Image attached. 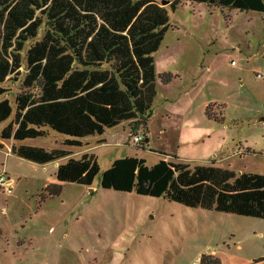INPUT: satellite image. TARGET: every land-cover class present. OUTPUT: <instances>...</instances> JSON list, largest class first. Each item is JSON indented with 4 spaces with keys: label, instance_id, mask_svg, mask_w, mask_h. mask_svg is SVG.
I'll use <instances>...</instances> for the list:
<instances>
[{
    "label": "rangeland",
    "instance_id": "374dc122",
    "mask_svg": "<svg viewBox=\"0 0 264 264\" xmlns=\"http://www.w3.org/2000/svg\"><path fill=\"white\" fill-rule=\"evenodd\" d=\"M154 1H164L168 10V29L153 54L155 71L175 77L167 84L156 78L147 144L188 157L171 155L172 161L209 164L222 156L217 166L264 174V123L256 122L264 114V80L256 77L264 72V14L221 12L197 2L169 10L168 0ZM7 86L5 97L13 102L16 87ZM205 100L224 105L225 122L205 117ZM119 129L124 144L93 151L99 173L91 186L64 182L59 195L44 200L40 193L52 167L13 155L11 141L3 140L0 171L14 181L10 193L0 189V264H199L209 253L220 264H264V219L101 188V174L116 159L157 162L158 152L129 135L124 139ZM64 137L50 130L21 143L66 148ZM78 149L70 156L78 158Z\"/></svg>",
    "mask_w": 264,
    "mask_h": 264
},
{
    "label": "trees",
    "instance_id": "16d2710c",
    "mask_svg": "<svg viewBox=\"0 0 264 264\" xmlns=\"http://www.w3.org/2000/svg\"><path fill=\"white\" fill-rule=\"evenodd\" d=\"M184 2L264 14V0H168V9ZM167 29L168 10L154 0H0V122L8 121L0 139L11 141L14 155L38 164L65 158L42 200L59 195L64 182L92 185L99 173L96 156H70L84 138L125 121L130 134L141 131L144 145L156 78L167 84L175 77L156 74L154 67ZM8 84L16 87L13 102L5 97ZM223 106L210 102L204 115L223 123ZM50 130L65 136L66 148L21 143ZM100 187L264 219V174H237L213 161L160 159L146 166L126 156L101 174ZM199 264L220 261L202 254Z\"/></svg>",
    "mask_w": 264,
    "mask_h": 264
},
{
    "label": "crops",
    "instance_id": "0c3cea01",
    "mask_svg": "<svg viewBox=\"0 0 264 264\" xmlns=\"http://www.w3.org/2000/svg\"><path fill=\"white\" fill-rule=\"evenodd\" d=\"M208 103H210V102L207 101V100H205V101H203L201 103V107H203V113H204V108H205V106ZM122 123L123 122L117 124L114 127H111L109 129H106V130H108V133L105 130L101 135H96L94 137H90V139L84 138L82 140V143L84 145L78 149V152L77 153L82 154V153H85V152H89V153H93L95 155V153L93 151L96 148L100 147V146H106V145H109V144H113L114 146H120V145L124 144L123 141H121V138L118 136V134H120L119 131H118V128L121 127V129H119V130H121L122 133L124 132V134H125V132H126V135H124V139L126 137L127 140H128V135H129V128H128L127 123H125L126 124V129H125V126L124 125H121ZM190 125L192 126L191 128L193 130H196L197 129V126H196L195 123L190 124ZM182 129H184V127L181 128L180 130L182 131ZM158 131H159L158 134H160V133L161 134H164L166 132V129H165V127H160ZM145 135H146V138L144 140V143H145V145L147 147L146 149H148L151 152H158V155L156 156V159H155L156 161H158L160 159H163L165 161H172L170 159V156L172 154H170V152H168V150H165L164 148H159V146L155 147V146H149L147 144L150 141V139H151V130L149 129V122L147 124V133ZM198 135H197V137H198ZM197 137L195 139H198ZM199 138H200V140H202L204 138V134L200 135ZM97 141H102V142L100 144H95V145L92 144V143H95ZM0 144L1 145H4V146L6 145L5 142L3 140H1V139H0ZM140 145L142 146V144H140ZM8 149H10V146L8 147ZM176 151L177 150H175L174 152H172V153H175L172 156H175L176 159L181 160V159H184V158H188V157H184L182 155H179L178 154V151L177 152ZM9 152L11 153V151H9ZM213 156H214V154H213ZM194 159H196V158H194ZM197 159H201V158H197ZM222 159H223V157L222 156H219L218 159H214L213 158V159H211V161H213L214 162V165L217 166L215 164V162L216 161H221ZM64 161H65V158H61V159L56 160V161H52V162H48V163L42 164V165L47 166V167L48 166H51L52 167V170L49 172V174L47 176H45V179H44V182H43L44 187L47 184H50V183H57V180L54 178L53 174H54V171H55L56 166L59 163H62ZM177 162H184V161H177ZM184 163H186V162H184ZM209 254H212V253H209ZM213 255H215V254H213Z\"/></svg>",
    "mask_w": 264,
    "mask_h": 264
},
{
    "label": "built area",
    "instance_id": "2783aa9c",
    "mask_svg": "<svg viewBox=\"0 0 264 264\" xmlns=\"http://www.w3.org/2000/svg\"><path fill=\"white\" fill-rule=\"evenodd\" d=\"M256 77L264 80V72L256 73ZM129 137L130 141H132L134 144H140L143 140L141 131H137L136 133L131 134L129 133ZM13 181L14 180L12 178L6 175L5 171H0V189H2L6 193H10Z\"/></svg>",
    "mask_w": 264,
    "mask_h": 264
},
{
    "label": "water",
    "instance_id": "95a60500",
    "mask_svg": "<svg viewBox=\"0 0 264 264\" xmlns=\"http://www.w3.org/2000/svg\"><path fill=\"white\" fill-rule=\"evenodd\" d=\"M163 2L164 1H161L160 4L163 5ZM256 122H261V123H264V114L259 116L257 119H256Z\"/></svg>",
    "mask_w": 264,
    "mask_h": 264
}]
</instances>
